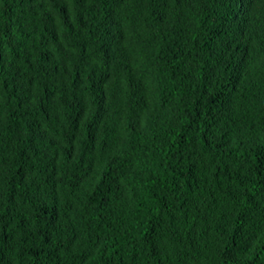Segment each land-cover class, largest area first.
Masks as SVG:
<instances>
[{
  "label": "trees",
  "instance_id": "obj_1",
  "mask_svg": "<svg viewBox=\"0 0 264 264\" xmlns=\"http://www.w3.org/2000/svg\"><path fill=\"white\" fill-rule=\"evenodd\" d=\"M0 264H264V0H0Z\"/></svg>",
  "mask_w": 264,
  "mask_h": 264
}]
</instances>
